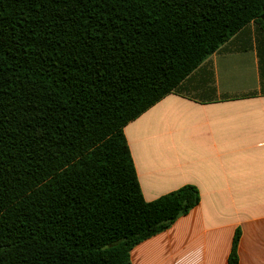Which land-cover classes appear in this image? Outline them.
Returning <instances> with one entry per match:
<instances>
[{"label":"trees","instance_id":"obj_1","mask_svg":"<svg viewBox=\"0 0 264 264\" xmlns=\"http://www.w3.org/2000/svg\"><path fill=\"white\" fill-rule=\"evenodd\" d=\"M263 15L264 0H0V264H132L198 206L194 185L144 199L124 129Z\"/></svg>","mask_w":264,"mask_h":264},{"label":"crops","instance_id":"obj_2","mask_svg":"<svg viewBox=\"0 0 264 264\" xmlns=\"http://www.w3.org/2000/svg\"><path fill=\"white\" fill-rule=\"evenodd\" d=\"M144 199L201 201L140 243L132 264H264V27L250 22L124 129Z\"/></svg>","mask_w":264,"mask_h":264},{"label":"water","instance_id":"obj_3","mask_svg":"<svg viewBox=\"0 0 264 264\" xmlns=\"http://www.w3.org/2000/svg\"><path fill=\"white\" fill-rule=\"evenodd\" d=\"M262 20L264 21V15L262 16Z\"/></svg>","mask_w":264,"mask_h":264}]
</instances>
